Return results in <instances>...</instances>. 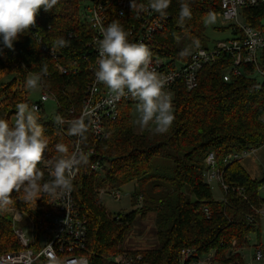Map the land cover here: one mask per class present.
Returning <instances> with one entry per match:
<instances>
[{
    "label": "trees",
    "instance_id": "obj_1",
    "mask_svg": "<svg viewBox=\"0 0 264 264\" xmlns=\"http://www.w3.org/2000/svg\"><path fill=\"white\" fill-rule=\"evenodd\" d=\"M82 1L59 0L52 12L41 9L36 27L14 42V50L3 48L0 80L5 76L10 79L0 84V117L9 120L11 115L15 116L17 103L31 105L24 84L28 75L35 74L42 76V91L57 100L59 113L70 106L79 111L85 88L91 80L92 59L86 61L83 56L93 35L78 15ZM186 2L190 4L191 18L178 23L180 0H171L166 13L169 19L156 38V54L188 60L192 48L208 46L204 20L207 13L218 11V5L201 0ZM243 17L250 26L262 28L264 4L244 9ZM34 32L57 54V59L39 49L32 35ZM69 33L73 36L69 37ZM61 37L69 42L68 46L54 47ZM184 50L188 54L181 55ZM229 58L222 55L200 69L195 88L176 87L175 121L166 134L145 129L135 132L131 103L120 105L115 121L105 122L99 140L93 141L89 132L86 133L82 147L88 163L78 167L72 196L78 212L87 222L84 254L89 264H108L110 257L126 250L125 242L136 220H143L151 213L154 214L155 246L127 250L140 254L143 262L180 264V252L191 250L195 257L212 253V264H246L243 252L249 247V235L258 231L259 211L264 205L259 194L264 185V168L260 177L254 179L239 159L226 161V158L264 146V75H254L253 67L245 66L247 75L231 76L224 81ZM56 62L67 69L65 74L59 73ZM261 67L264 69V50ZM43 113L38 114L39 122L44 127L49 147L39 167L47 181L51 177L45 164L57 155L55 145L64 143L72 151L73 136L67 135L66 129L58 128L54 121L45 119ZM209 152L214 153L227 187V190L222 189L221 200L213 198L204 178V160ZM94 162L104 165L102 171L90 172ZM130 182L134 183L131 202L137 206L115 216L106 212L100 204L99 191L117 190ZM50 198L41 194V198L29 202L20 193L12 194V203L0 208V254L20 248L8 210H17L29 219H36L52 209Z\"/></svg>",
    "mask_w": 264,
    "mask_h": 264
},
{
    "label": "built area",
    "instance_id": "obj_2",
    "mask_svg": "<svg viewBox=\"0 0 264 264\" xmlns=\"http://www.w3.org/2000/svg\"><path fill=\"white\" fill-rule=\"evenodd\" d=\"M203 2L216 3L218 11L216 14L223 18L226 23H230L231 37L213 43L211 46L192 48L188 60L172 59L154 52L157 43V35L165 28L169 15L161 17L151 10L143 11L140 5H146L147 0H135L137 7L132 10L131 0H84L86 4L79 6L78 15L80 20L87 24L93 32L91 39L87 42V50L84 59L92 62L89 66L91 80L87 84L83 99L80 103L79 111L74 106H70L64 113L57 111L56 117L64 119L65 125L61 130H67L68 123L79 118L85 110H94L89 123L88 132L93 141L99 140L104 133L106 121H115L119 116L120 105L124 103H137L131 97H122L120 100H112L107 89L96 83L95 71L98 68L97 41L102 38L100 29L106 27L113 21H118L130 34L129 40L134 43L145 44L152 53L151 66L161 75L171 79L168 81L165 91L169 92L174 99V91L177 86H183L186 90H191L198 83L199 70L204 66L214 63L222 55L230 58V65L223 74V80L228 81L231 76H240L245 66L253 67L254 75H264L261 67V56L264 50V26L254 28L246 22L238 20L239 9L258 7L264 4V0H201ZM34 40L42 52L48 53L54 60L57 54L46 47L41 37L35 32L32 33ZM69 37L73 34L69 33ZM56 67L61 74H65L67 69L56 62ZM49 98L56 102L57 110L59 104L54 96L43 92L39 101L31 105H37L39 112L43 111V103ZM46 117V116H45ZM47 118V117H46ZM264 121V119H263ZM78 137L72 138L73 150H76ZM79 148L83 150L82 143ZM84 151V150H83ZM252 149L238 154H231L226 161L240 159L251 153ZM89 153H92L91 151ZM205 180L217 179L223 190L227 187L222 181L221 171L216 165L213 152H209L204 160ZM47 174L50 169L48 163L45 164ZM104 165L94 162L90 165V172L102 171ZM78 168L75 170L73 184L78 175ZM50 176V175H49ZM73 187V185H72ZM43 194V193H42ZM115 199H119L118 192H114ZM51 210L42 213L36 219H29V228L24 232L21 228L13 229L14 234L20 244L18 250L8 251L0 254V264H89L87 256L84 254L87 243V222L78 212L72 196V190L68 193L58 192L55 197L50 198ZM13 212V227L16 222L23 220L22 214L17 210ZM260 216H264V208L259 211ZM212 253L206 256L195 257L191 250L180 252V264H212ZM108 264H147L142 261L140 254H132L127 250L121 251L107 260ZM249 264H264V254L260 248L254 250Z\"/></svg>",
    "mask_w": 264,
    "mask_h": 264
},
{
    "label": "clouds",
    "instance_id": "obj_3",
    "mask_svg": "<svg viewBox=\"0 0 264 264\" xmlns=\"http://www.w3.org/2000/svg\"><path fill=\"white\" fill-rule=\"evenodd\" d=\"M59 0H0V53L3 48L14 50V42L36 27L41 9L52 12ZM171 0H147L140 5L143 11L151 10L164 17ZM135 0L131 8L135 9ZM190 4L180 0L178 23L191 18ZM208 22L215 21L212 12L206 14ZM102 38L97 41L98 68L95 71L97 84L103 85L112 100L131 97L136 101L138 114L136 123L141 129L155 134H166L175 121L172 96L165 91L170 76H163L152 66V53L143 43L129 40V33L118 22L113 21L100 29ZM61 37L54 47L68 46ZM188 54L184 50L181 55ZM42 76L35 74L26 78L25 88L34 90L41 84ZM15 119L0 117V208L12 203V194L20 193L25 201L41 198V194L55 197L58 192L72 190L75 170L88 163V156L79 148L86 140V133L94 110L68 123L67 135L78 137L76 150L70 151L64 143L55 145V155L48 161L51 179L44 181L39 165L45 160L49 141L44 127L39 122V107L20 102L15 105ZM54 124L63 127L65 121L57 116Z\"/></svg>",
    "mask_w": 264,
    "mask_h": 264
},
{
    "label": "rangeland",
    "instance_id": "obj_4",
    "mask_svg": "<svg viewBox=\"0 0 264 264\" xmlns=\"http://www.w3.org/2000/svg\"><path fill=\"white\" fill-rule=\"evenodd\" d=\"M86 4L85 2H82V5ZM215 15V21L212 23L208 22V18L206 17L205 22V36L208 39V46H211L213 43L230 38L231 37V29H230V23H226L223 18L218 16L216 13ZM238 20L241 22H245V19L243 17V9H239L238 13ZM261 24L264 26V19L261 21ZM223 28V29H221ZM32 75H28L27 78H29ZM258 80L261 79L260 76L256 77ZM10 76H5L1 82H7L9 81ZM26 89V88H25ZM27 99L29 102L35 103L38 102L43 91L41 89V86L37 87L34 90H28ZM43 114L51 121H54L57 114V106L56 102L49 98L47 101L43 103ZM39 114V113H38ZM131 115H132V123H133V129L135 132H141L144 129H141L139 125L136 123L137 119V112H136V103L131 105ZM15 119L14 115H11L9 118V121H13ZM240 163L243 166V168L247 171V173L254 179H257L261 175V169L264 168V146L258 149H253L249 155L246 157H241ZM101 175L103 173H100ZM212 196L215 200H221L223 198V191L221 188V184L217 179L212 180H206ZM134 183L130 182L122 187H120L117 190H100L98 193V198L100 201L101 206L104 208V210L111 215L115 216L117 214H125L130 211H132L137 205H133L131 202V195L133 193ZM114 192H118L120 195L119 199H115L113 196ZM260 196L264 199V185H262L259 189ZM264 208V205H263ZM8 213H11L13 215V212H10L8 210ZM21 213V212H20ZM23 220L21 222H16L14 227L12 223V228L14 230L21 228L24 232H27L29 228V218L26 214L23 215ZM152 214H149L147 218H151ZM13 217V216H12ZM138 222V219L136 220V223ZM151 229V230H150ZM153 231V224L148 228H144L141 226H135L133 230L130 232L128 239L136 244L139 241H141L144 237H147L148 235H151ZM154 239V243L156 242L154 234L151 235ZM248 243L249 247L244 249L243 256L244 261L246 264H249L251 262L252 254L254 252V249L256 248V245H261L260 249L264 254V216L260 217L259 221V228L258 231L255 233H251L248 237Z\"/></svg>",
    "mask_w": 264,
    "mask_h": 264
},
{
    "label": "crops",
    "instance_id": "obj_5",
    "mask_svg": "<svg viewBox=\"0 0 264 264\" xmlns=\"http://www.w3.org/2000/svg\"><path fill=\"white\" fill-rule=\"evenodd\" d=\"M148 216H149V214L146 216L145 219L138 220V222L135 224V226L137 225V226H141V227H144V228H148L150 226V228H151V225L154 222V214H152L151 218H147ZM153 234H154V231H152L151 235H153ZM151 235H148L147 237H144L141 241H139L136 244L132 243L127 238V240L125 242L124 249L132 251V250H137V249H146V248L154 247L155 243H154V239H153V237Z\"/></svg>",
    "mask_w": 264,
    "mask_h": 264
},
{
    "label": "water",
    "instance_id": "obj_6",
    "mask_svg": "<svg viewBox=\"0 0 264 264\" xmlns=\"http://www.w3.org/2000/svg\"><path fill=\"white\" fill-rule=\"evenodd\" d=\"M45 119H46V117H45Z\"/></svg>",
    "mask_w": 264,
    "mask_h": 264
}]
</instances>
